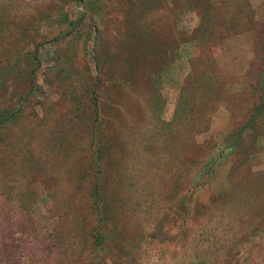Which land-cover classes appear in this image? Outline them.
Here are the masks:
<instances>
[{"label": "rangeland", "instance_id": "374dc122", "mask_svg": "<svg viewBox=\"0 0 264 264\" xmlns=\"http://www.w3.org/2000/svg\"><path fill=\"white\" fill-rule=\"evenodd\" d=\"M263 87L264 0H0V264H264Z\"/></svg>", "mask_w": 264, "mask_h": 264}, {"label": "trees", "instance_id": "16d2710c", "mask_svg": "<svg viewBox=\"0 0 264 264\" xmlns=\"http://www.w3.org/2000/svg\"><path fill=\"white\" fill-rule=\"evenodd\" d=\"M66 17V15H64ZM69 17H67L65 20H67ZM68 23V22H67ZM70 24V23H69ZM39 45H37L38 47ZM38 52V50L36 51V53ZM36 60L37 59H34L33 61H31V66L34 67L35 66V63H36ZM263 92L261 93V102H260V105L257 107V109H255L253 111L252 114H250V116L248 117V120L246 121L245 125L243 126L242 129H240L238 131V133L235 135L234 139H233V142L231 145H229L231 148L234 147L235 145H237L239 143V141L241 140L242 138V133L246 130H252L254 125V121L257 120L258 118H260L263 114H264V87L261 89ZM94 106L96 108V111L98 108V100L97 99H94ZM3 122V118L1 117L0 119V124ZM253 125V126H252ZM95 196V197H94ZM93 207H94V211L97 215V217L99 218V222L102 226V224H104L106 222V219L104 217V213H103V207L102 205H100L101 203V195L99 192L97 193H94L93 197ZM100 234L97 235V239L95 241V245H97V249L100 248L101 246H104L107 244L106 241H108V238H106L105 236H107V232H106V229L105 228H99L98 231ZM155 236H161L159 235L158 233H156V235H154L153 237L147 239L144 237V240H154V239H157L159 237H155ZM96 247V246H95ZM254 250V247H252V251Z\"/></svg>", "mask_w": 264, "mask_h": 264}]
</instances>
